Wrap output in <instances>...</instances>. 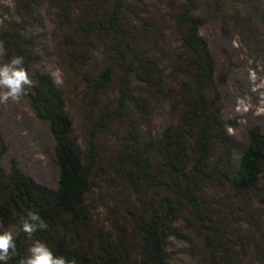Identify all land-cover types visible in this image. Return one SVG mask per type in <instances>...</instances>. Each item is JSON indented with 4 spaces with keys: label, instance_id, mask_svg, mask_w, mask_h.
<instances>
[{
    "label": "trees",
    "instance_id": "1",
    "mask_svg": "<svg viewBox=\"0 0 264 264\" xmlns=\"http://www.w3.org/2000/svg\"><path fill=\"white\" fill-rule=\"evenodd\" d=\"M14 1L16 13H42L40 0ZM45 1L90 124L79 139L59 85L35 68L42 57L24 14L20 22L0 5L1 58L24 57L33 80L24 98L48 125L58 166L55 187L39 183L0 140V231H19L30 210L48 224L31 238L19 232L9 264L35 241L69 264H264V135L255 127L242 143L210 96L218 75L198 6L248 40L254 22L222 0ZM151 3L171 9L178 37L170 53ZM160 102L169 119L158 129Z\"/></svg>",
    "mask_w": 264,
    "mask_h": 264
},
{
    "label": "rangeland",
    "instance_id": "2",
    "mask_svg": "<svg viewBox=\"0 0 264 264\" xmlns=\"http://www.w3.org/2000/svg\"><path fill=\"white\" fill-rule=\"evenodd\" d=\"M247 4L241 5L238 0H222L226 7L234 6L239 19L248 22L258 30L251 40L240 32L226 26L216 13L209 15L201 2L198 10L206 15L207 24L202 30L208 42L210 52L216 64L218 80L215 83V92L209 90L210 96L219 97L220 107L224 117L229 121V131L242 143L248 140L249 130L258 128L264 135V0H244ZM42 13L37 14V19L28 17L23 11L16 13L14 0H0L3 10L9 9L6 15L22 20L29 32L35 37V48L40 53L42 60L36 69H43L52 74L59 71L62 83L58 84L66 101V109L71 117L79 139L84 136L88 124L89 111L82 94V85L78 77L72 73L66 63V55L60 44V28L55 25L51 14L44 12L45 0H40ZM154 3H151V6ZM150 5V4H149ZM156 18L159 19L170 34L168 44L165 46L170 53L177 47V33L171 23V13L166 4L154 6ZM242 8L247 9L245 14ZM253 10L263 19L253 18ZM237 16V15H236ZM0 63H4L0 57ZM113 91L109 90L108 96ZM168 109L163 102L155 112L152 127L160 129L168 121ZM89 116V117H88ZM8 148V156L15 157L21 170L34 178L37 182L55 187L58 179V166L52 155V137L46 122L34 117L28 102L21 98L19 102L0 103V140ZM109 148L113 146L110 136H101ZM264 210V208H263Z\"/></svg>",
    "mask_w": 264,
    "mask_h": 264
},
{
    "label": "clouds",
    "instance_id": "3",
    "mask_svg": "<svg viewBox=\"0 0 264 264\" xmlns=\"http://www.w3.org/2000/svg\"><path fill=\"white\" fill-rule=\"evenodd\" d=\"M7 17H5L6 19ZM0 19V24H3ZM7 54L2 41H0V57ZM56 83H62L59 71L54 73ZM33 87V80L25 67L23 56H15L8 62L0 63V103L19 102L27 90ZM47 222L36 211H28L21 217L19 231H0V264H9V261L17 254L16 240L19 232H23L29 238L38 230H46ZM19 264H69L63 256H57L46 243L35 241L28 248L27 254L22 257Z\"/></svg>",
    "mask_w": 264,
    "mask_h": 264
}]
</instances>
